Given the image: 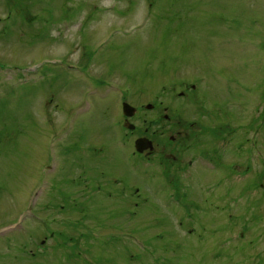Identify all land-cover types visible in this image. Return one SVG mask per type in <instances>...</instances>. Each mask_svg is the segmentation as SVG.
I'll return each instance as SVG.
<instances>
[{
  "label": "rangeland",
  "instance_id": "1",
  "mask_svg": "<svg viewBox=\"0 0 264 264\" xmlns=\"http://www.w3.org/2000/svg\"><path fill=\"white\" fill-rule=\"evenodd\" d=\"M1 1L0 18L6 14ZM84 1L90 8L95 4L108 8L115 3L124 6L119 0ZM143 1L148 3L149 0H135V11L140 13H129L125 17L113 9L98 13L97 16L105 13L107 23L90 24L93 20L87 17L88 8L81 12L77 22L67 27L63 20L51 25V35L66 29L67 43L44 39L29 46L33 30L21 27L15 32L14 28L15 31L0 40V64L24 66L46 54L78 61L80 54L70 50V42L77 41L79 28L85 21L94 28L83 29V33H87L88 49L96 52L98 63L107 72L116 70L137 77L136 80L127 79L125 83L129 88L124 90L130 100L136 101V104L132 102L135 106L161 102L162 105L193 108L192 96H195L208 110H221L213 117L225 119L227 116L228 120L236 122L242 116L245 125H235L240 130L248 125L256 110H260L264 118V0H182V9L191 11L181 13L167 8L161 11L171 22L169 25L158 14L171 0H157V15L153 20L142 28L132 29L138 27L146 14ZM122 2L129 4L130 0ZM179 4L173 8L182 10ZM61 7V1L53 2L54 16ZM213 22L218 23L215 28ZM106 25L125 26L131 30L125 34H119L116 29L102 30ZM2 27L0 22V30ZM78 45H83V41ZM7 66H0V95L10 91L16 77L17 70ZM54 67L57 73L62 69ZM101 69L99 64L94 65L93 74L100 75ZM65 74L70 82L60 76L45 82L38 80L29 89L0 99V264H245L244 253L255 251L259 242L253 241L250 249L247 244L251 237L247 236L241 244H235L232 237L227 236L223 221H217L226 218L225 213L210 211L198 215L194 211L189 214L187 208L170 204L174 203L170 187L159 178L162 174L159 166L136 170L130 167L138 158L130 155L131 145L120 144L121 130L109 120L121 115L118 95L107 92L103 98L80 97L82 82H75L72 72ZM110 79L124 84L118 82V78ZM196 80H201L198 88L186 91L192 96H178L175 90L183 89L184 81L193 83ZM83 101L79 110L84 111L75 120L66 122L70 138L77 137L80 143L105 150V158L96 155L87 162L90 182L96 183L99 171L103 170L124 177L133 188L134 185L139 187V196L133 193L129 200H120L119 187L109 178L105 180L107 191L113 193L109 197L96 194L98 185L92 187L84 176L83 184L71 187L69 177L78 175L68 176V164L59 152L54 153V148L68 145L67 139L52 141L51 134L64 123L66 108H77ZM106 106L115 110H100ZM191 111L185 110V113ZM142 113L146 116L137 117V125L155 117L153 111ZM202 120L210 123V117ZM234 139L235 142L242 140L240 132H236ZM195 147L210 148L211 138L205 135ZM192 153H186L183 158H190ZM49 161L55 167V171L54 167L50 170L53 172L43 169ZM244 167L241 162L236 167L237 173H243ZM186 175L192 173L189 171ZM219 175L220 172H210L201 165L195 167L192 187H196L182 195L187 196L188 202L200 199L203 187ZM195 176L199 177L198 181ZM246 182L250 187L253 184L252 179ZM69 193L78 206L90 198L88 214L91 219L86 222L91 237L87 233L80 239L82 225L72 226L68 222L84 217L81 210L70 204ZM44 206L50 211L41 210ZM38 214L42 219H49L51 228L63 232L46 237L42 234L43 225L35 218ZM53 218L57 221H51ZM248 231L256 235L260 228L254 225ZM262 233L264 235V231ZM68 237L71 238L66 241ZM42 239L47 240L46 246L33 248Z\"/></svg>",
  "mask_w": 264,
  "mask_h": 264
},
{
  "label": "water",
  "instance_id": "2",
  "mask_svg": "<svg viewBox=\"0 0 264 264\" xmlns=\"http://www.w3.org/2000/svg\"><path fill=\"white\" fill-rule=\"evenodd\" d=\"M140 142V141H139ZM141 150V148H139Z\"/></svg>",
  "mask_w": 264,
  "mask_h": 264
}]
</instances>
